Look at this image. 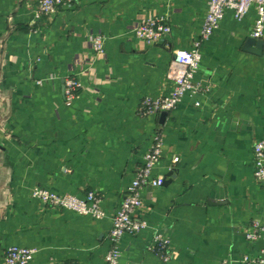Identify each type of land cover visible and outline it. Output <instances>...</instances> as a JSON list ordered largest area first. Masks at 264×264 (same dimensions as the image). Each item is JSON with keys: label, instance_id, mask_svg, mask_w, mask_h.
<instances>
[{"label": "crops", "instance_id": "obj_1", "mask_svg": "<svg viewBox=\"0 0 264 264\" xmlns=\"http://www.w3.org/2000/svg\"><path fill=\"white\" fill-rule=\"evenodd\" d=\"M37 9L38 0H0V264L12 246L34 249L31 264H105L112 219L159 133L153 175L165 185L143 190L136 214L148 227L122 237L120 264H262L264 236L247 237L264 217L253 167L264 139V50L245 49L255 7L240 22L227 13L203 44L199 93L164 122L141 116V103L171 93V63L199 38L205 0H76L39 19ZM148 18L171 26L159 44L135 36ZM94 34L105 39L101 56ZM68 78L81 83L71 106ZM37 187L95 192L106 218L43 205L31 197ZM156 233L171 242L168 262L150 249Z\"/></svg>", "mask_w": 264, "mask_h": 264}, {"label": "built area", "instance_id": "obj_2", "mask_svg": "<svg viewBox=\"0 0 264 264\" xmlns=\"http://www.w3.org/2000/svg\"><path fill=\"white\" fill-rule=\"evenodd\" d=\"M207 13L199 38L193 42L192 48L178 50L170 66V79L173 89L168 96L146 97L140 106L141 116L148 118L159 116L163 112H172L186 95L195 97L199 93V87L195 84L197 74L202 61V47L220 28L228 12L234 19L242 21L249 13L251 7H255L257 18L255 21L252 38L261 39L264 36V0H205ZM76 0H38L36 18L53 16L61 10H70L75 6ZM171 26L163 19L148 18L135 26V36L151 45L159 44L171 34ZM91 48L94 53L101 56L105 53V39L101 34L90 37ZM39 84L41 82H38ZM81 89V83L76 78L65 80L66 105L71 106ZM199 106V103H196ZM164 134L159 133L154 137L153 144L145 154L142 165L138 168L136 176L128 188L127 195L112 219L110 232L111 248L105 255V264H120V241L124 235H136L148 227L146 220L136 214V210L143 204L142 192L148 187L157 188L163 186L161 177H154L153 172L161 161L164 146ZM175 162L178 158H175ZM253 167L255 179L264 184V139L254 145ZM31 197L46 206L58 210L73 212L80 216H89L96 220L106 218L100 196L95 192H89L85 198H79L72 194H58L43 187L35 188ZM264 236L263 222L254 225L253 232L247 235L249 240H257ZM169 239L156 233L150 249L157 253L165 262L170 260ZM35 250L25 247L12 246L5 252V264H31ZM260 262L264 264V259Z\"/></svg>", "mask_w": 264, "mask_h": 264}, {"label": "water", "instance_id": "obj_3", "mask_svg": "<svg viewBox=\"0 0 264 264\" xmlns=\"http://www.w3.org/2000/svg\"><path fill=\"white\" fill-rule=\"evenodd\" d=\"M245 49H246V51H249V52H252V53H255V54L262 56L263 50H264V42L261 40L251 38L247 41ZM168 114H169L168 112H163L161 114V121L162 122H164L166 120ZM172 175H173V173H171L169 176H172ZM164 185H165V182H164Z\"/></svg>", "mask_w": 264, "mask_h": 264}]
</instances>
